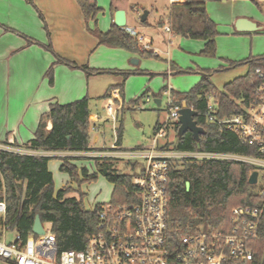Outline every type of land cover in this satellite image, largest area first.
I'll return each mask as SVG.
<instances>
[{
  "label": "trees",
  "instance_id": "16d2710c",
  "mask_svg": "<svg viewBox=\"0 0 264 264\" xmlns=\"http://www.w3.org/2000/svg\"><path fill=\"white\" fill-rule=\"evenodd\" d=\"M29 1L33 4L32 0ZM76 2L85 22L94 23L101 8L94 0ZM167 20L173 34L202 40L201 54L215 55V37L218 31L216 24L206 12L205 0H184L183 3L171 4ZM142 23L146 24L147 20ZM158 25L162 27L164 22H158ZM90 31L97 38L98 45L139 52L143 56H158L152 51L140 50L136 37L114 23L107 31H100L95 25ZM46 48L53 51L50 43ZM54 56L57 61L79 68L86 74L92 71L105 72L92 70L86 64L78 65L56 53ZM241 63L247 65L246 73L226 83L221 91L208 80L207 72L189 91H171L177 103L184 102L196 112L194 120L202 131L197 138L188 130L179 134L180 124L177 122L172 125L174 139H167L166 133L160 148L188 152L255 154V149L241 143L235 133L223 125L210 122L206 117L208 95H212L218 104V118L239 112L240 105H246L253 99L254 89L262 81L255 69L264 67V55L249 57L239 63L230 62V66ZM118 73L123 74L124 79L128 75L127 72ZM47 75L49 82L52 83L51 69ZM122 86V82L109 86L100 98H108L114 89H118L121 96ZM136 101L138 100H134ZM88 105L87 96L69 103H51L48 111L42 115L33 138L24 147L31 150H86L89 145L90 128ZM47 121L51 123L49 129L46 128ZM158 127L159 124H156L155 130ZM120 133L118 129L117 141L120 139ZM48 160L47 156L0 150V198L5 200L6 205L5 216L3 218L0 216V238L3 225L17 231L22 239L34 234L32 227L35 215H38L42 223L49 224L59 251L78 250L97 231L101 204H96L91 210L86 209L81 192L78 198H64L70 187L54 192L52 174L47 167ZM176 161L170 163L167 182L168 227L173 233L171 237L173 242H177L179 236L189 232L227 231L230 225V211L234 206H259L262 203L256 186L248 182L252 167L246 163L223 159H203L201 162L185 159L180 164H178L180 160ZM95 164L96 172L88 173L86 168L78 170L76 165L65 160L59 166V170L68 174L70 180L78 186L84 181L95 179L97 173H100L113 184L109 201L111 204L135 200L132 194V179L134 170L140 166L139 163H128L133 170L129 174L114 168L109 159L96 157ZM186 182L189 183L188 189ZM259 245L253 264L259 262L263 253L264 220Z\"/></svg>",
  "mask_w": 264,
  "mask_h": 264
},
{
  "label": "built area",
  "instance_id": "2783aa9c",
  "mask_svg": "<svg viewBox=\"0 0 264 264\" xmlns=\"http://www.w3.org/2000/svg\"><path fill=\"white\" fill-rule=\"evenodd\" d=\"M125 29L136 37L140 50L153 51L157 55V50L151 48L142 33L131 27ZM164 30L172 33L169 26ZM255 72L262 81L255 87L253 99L240 105L239 112L218 118V104L212 95H208L206 104L207 119L235 133L241 143L252 146L254 155L160 148L159 140L164 139L167 130L178 122L179 110L187 107L184 102L177 103L169 92L165 121L155 130L149 149L139 155L144 165L132 179L135 200L101 204L97 231L78 250L59 251L53 233L44 226L43 234H30L22 239L14 230L13 238L7 240L6 233L12 230L3 225L0 261L10 264H253L260 248L264 220V67H257ZM115 97L106 98V112L112 120L118 110L113 108ZM0 150L28 154L10 139L0 142ZM196 157L250 165L249 175L257 171L253 185L262 203L259 206H234L227 231L189 232L173 242L167 216L170 163ZM5 212V200L0 198L2 218ZM257 264H264V249Z\"/></svg>",
  "mask_w": 264,
  "mask_h": 264
},
{
  "label": "rangeland",
  "instance_id": "374dc122",
  "mask_svg": "<svg viewBox=\"0 0 264 264\" xmlns=\"http://www.w3.org/2000/svg\"><path fill=\"white\" fill-rule=\"evenodd\" d=\"M130 3H137L139 16L130 13L135 23L139 25V17L143 10L151 9L153 0H127ZM156 8L165 9V3L168 0H155ZM76 7L78 14V4L76 0H71ZM110 0H97L96 5L101 7V11L97 15V29L105 25L107 31L110 26ZM62 10L60 13H53L51 18L52 27L55 26V34L59 44L67 52L77 60L83 61L82 51L80 50L81 42L86 41V36L81 34L82 24L77 23V14L72 11L70 1L62 0ZM206 12L214 21L218 34L215 37L216 51L214 56H205L201 54L203 41L199 39H191L180 34L167 33L164 30L166 17H158V22H164L160 27L167 33L166 42L157 50L158 56H143L139 52H130L122 48L101 47L93 48L91 54L86 55V61H83L90 69L105 71L101 74H85L81 69H75V72L81 77L71 75L69 78L66 74H56V86L62 93V102L72 101L83 96L89 98L90 117L93 113H98L100 121L98 128L90 122L88 131L89 145L95 147H107L117 137V130L121 131V145L124 148H136L140 145L149 144L153 136L155 125L162 124L167 114V103L169 92H187L194 87L201 79V73L207 72L208 80L213 86L221 91L226 83L233 79L244 75L247 71V65L244 63L230 66V62H242L249 57L264 55V31L259 33H251L246 35H237L233 32L231 20L233 16L239 13L249 14L257 20L264 22V9L260 8L255 2L234 1L226 3L217 0H207ZM153 14L149 16L148 21L152 22ZM79 19V17H78ZM142 34L144 28L137 26ZM139 32V31H138ZM147 39V38H146ZM148 40V39H147ZM73 42L75 47H73ZM138 42V41H137ZM140 47L141 45L138 44ZM95 47V45H94ZM154 47V46H153ZM158 49V48H156ZM153 52V51H152ZM154 54V52H153ZM137 62H132V60ZM73 60V59H71ZM76 61V60H75ZM127 72L125 77L118 73ZM83 82L81 92L78 87L66 90L67 86H76L79 82ZM123 83L122 95L120 98L119 91L113 99L114 107L117 108L116 118L112 120L107 112L106 98H100L111 85ZM117 90V89H114ZM169 90V91H168ZM113 91V90H112ZM111 91V92H112ZM112 95V93H111ZM160 100L157 105L154 99ZM138 100L137 104L132 102ZM167 139L173 140L174 133L168 130ZM163 142L164 139H160ZM189 158H182L178 164ZM205 158L196 157L193 160L201 162ZM76 165L93 168L92 160L89 158L78 159ZM175 162V161H174ZM177 162V161H176ZM124 173H131V168L122 169ZM96 172V171H94ZM60 176L59 178L57 177ZM68 174L64 172H56L53 179V188L57 189L63 181L67 186H71L69 192L73 197L78 198L79 192L83 193L82 202L85 208H90L95 204L107 203L111 200L113 184L110 183L103 175L97 173L95 179L84 181L79 186L75 183L72 186L68 181ZM68 187H63L67 189ZM68 193V192H67ZM44 228L48 229L47 222L42 223ZM14 230L6 233L7 240L13 238ZM0 264H6L0 261Z\"/></svg>",
  "mask_w": 264,
  "mask_h": 264
},
{
  "label": "crops",
  "instance_id": "0c3cea01",
  "mask_svg": "<svg viewBox=\"0 0 264 264\" xmlns=\"http://www.w3.org/2000/svg\"><path fill=\"white\" fill-rule=\"evenodd\" d=\"M33 4L29 0H0V142H4L10 139L15 145L20 146L25 153L32 155H41L49 157L47 162L48 170L52 174V179L55 178L56 172H61L59 166L65 160L69 162L78 163V159L89 158L92 160L93 168H88L84 165H79V168H86L88 173L96 171L95 158L109 159L113 163V167L122 170L125 168H131L128 163L137 162L140 164L135 170L134 174L143 168L144 160L140 157L141 154L145 153V150L151 146L152 138L149 144L140 145L136 148H124L121 145V138L117 141V137L107 147H95L88 145L86 150L73 151V150H31L24 145L33 138L38 123L44 113L49 109V105L54 102L58 103H69L81 98L74 99L72 101L62 102V93L57 89L56 86V74H66L69 78L71 75H76L79 79L81 77L78 72H75V67H70L64 63L56 60L54 53L58 54L62 58L73 61L78 65L85 64L86 55L97 48L102 49L104 45H98L97 38L90 31L91 28L97 24L96 21L86 23L83 15L78 8V14L75 10L74 2L70 1L72 11L77 14V23H81V29L79 32L86 36V41L80 44V50L82 51L83 61L77 60L72 57L67 51L71 49H64L60 46L55 34V26L52 27L51 17L53 13H60L62 10V0H32ZM67 1V0H65ZM95 3L97 0H94ZM222 3L229 2L231 0H217ZM236 1H247V0H234ZM255 2L262 10L264 9V0H250ZM184 0H168L165 3V9L156 8L157 3L155 0L151 2V9L148 10L147 23L142 22L137 25L133 16V13L139 16V9L136 7L137 3H130L127 0H110V26L113 23L114 12L118 9H122L125 12L126 24L125 27H131L137 29V26L144 28L145 38L148 39L151 48L159 50V47L166 42L167 33L161 28L156 26L158 17H166L165 25L169 26L167 20L168 8L173 3H183ZM207 0H205L206 8ZM99 7V6H98ZM101 8V7H100ZM113 8V9H112ZM153 14L152 22H149V16ZM239 15L233 16L231 24L233 26V32L237 35H246L251 33H259L264 31V22L255 19L249 14L239 13ZM209 15V14H208ZM79 17V19H78ZM140 18V17H139ZM239 18H246L256 24L258 27L255 31H238L235 28V22ZM140 21V20H139ZM109 26V27H110ZM101 30H105V25L100 26ZM104 32V31H103ZM51 44L52 50L46 48V45ZM95 45V47H94ZM73 47L75 43L73 42ZM154 46V47H153ZM107 47V46H106ZM94 48V49H93ZM73 59V60H71ZM76 60V61H75ZM134 60V59H133ZM132 60V61H133ZM52 70L53 80L49 82L48 71ZM78 73V74H77ZM86 74V73H85ZM92 74H101L94 72ZM201 77L204 73L199 72ZM87 75H91L87 74ZM119 84V83H118ZM83 82H79L76 86L71 87L69 84L66 88L68 92L78 87V91L81 92ZM118 89L110 92L109 97L117 95ZM86 96V95H85ZM83 96V97H85ZM121 98V96H120ZM157 99V98H155ZM138 101L132 102L133 105L137 104ZM160 102V100H159ZM89 107V105H88ZM168 110V103H167ZM92 125L98 128V122L100 116L98 113H93ZM158 124V123H157ZM156 126V125H155ZM51 127L50 121H47L46 128ZM173 131L172 126L169 128ZM168 129V130H169ZM167 130V133H168ZM155 133V129H154ZM153 133V135H154ZM121 137V136H120ZM136 155H140L137 157ZM133 172V170H132ZM131 172V173H132ZM128 174V173H126ZM59 178L60 176L57 175ZM71 185L75 183L70 180ZM67 186L63 181L54 192L59 189H63ZM71 192L65 193V197H73L70 195ZM96 205V204H95ZM86 209H93L94 206Z\"/></svg>",
  "mask_w": 264,
  "mask_h": 264
},
{
  "label": "water",
  "instance_id": "95a60500",
  "mask_svg": "<svg viewBox=\"0 0 264 264\" xmlns=\"http://www.w3.org/2000/svg\"><path fill=\"white\" fill-rule=\"evenodd\" d=\"M147 15H148V10H143L139 18L140 22H144L147 18ZM113 23L118 27L125 28L126 17L124 10L118 9L114 12ZM235 28L238 31H255L257 30L258 27L254 22L246 18H239L235 22ZM132 62H137V60H133ZM154 102L157 105L160 104L159 99H154ZM195 116H196V112L190 107H182L179 110V117H178V122L180 124L178 131L179 134H182L188 130L194 135L195 138L198 137L199 133H201L202 131V128L198 126L196 121L194 120ZM256 177H257V171H252L248 177L249 184H254L256 182ZM186 188L187 189L189 188L188 182H186ZM32 232L34 234L44 233L42 221L40 220V217L38 215H35Z\"/></svg>",
  "mask_w": 264,
  "mask_h": 264
}]
</instances>
